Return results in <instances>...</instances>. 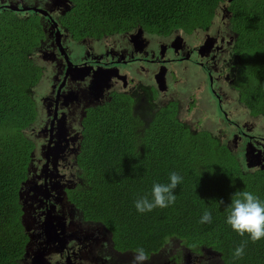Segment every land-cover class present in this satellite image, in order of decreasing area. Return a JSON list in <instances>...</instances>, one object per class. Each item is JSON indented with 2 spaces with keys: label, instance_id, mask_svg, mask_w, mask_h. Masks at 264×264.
Segmentation results:
<instances>
[{
  "label": "trees",
  "instance_id": "trees-1",
  "mask_svg": "<svg viewBox=\"0 0 264 264\" xmlns=\"http://www.w3.org/2000/svg\"><path fill=\"white\" fill-rule=\"evenodd\" d=\"M70 1L73 6L61 21L78 39L138 26L155 34L192 32L209 25L225 0ZM226 4L235 54L246 75L242 100L253 115L264 116V0ZM43 35L38 16L0 12V264H23L28 240L20 191L35 150L25 129L37 120L34 90L44 73L30 56ZM83 123L77 154L81 183L68 198L84 220L107 229L111 248L125 255L143 249L151 258L179 240L196 254L201 249L220 253L219 264H264V239L248 240L245 255L233 258L232 250L247 236L225 223V206L235 191H253L264 199V167L245 171L222 133L191 129L179 119L175 102L156 109L146 123L135 114L134 99L117 94L88 108ZM172 171L184 178L174 190L175 204L138 213L134 201L150 193L153 182H168ZM205 209L212 210L211 224L199 222Z\"/></svg>",
  "mask_w": 264,
  "mask_h": 264
},
{
  "label": "rangeland",
  "instance_id": "rangeland-1",
  "mask_svg": "<svg viewBox=\"0 0 264 264\" xmlns=\"http://www.w3.org/2000/svg\"><path fill=\"white\" fill-rule=\"evenodd\" d=\"M1 1L2 3L6 2L5 0ZM18 1L19 0L8 1L6 3L7 7L10 8V5H12L14 8L11 9L14 10ZM53 1L58 2L62 7L66 6L68 3L67 1L64 3V0ZM2 3L0 2V5ZM226 5V1H224L220 4L218 9H225ZM69 6L66 9H68ZM23 8L25 7H22V9ZM35 8L41 7H33L34 11H36ZM11 9H9L10 12L15 14ZM31 16H35V14ZM217 23L219 22L215 24ZM224 32H226V30L219 31L218 38L220 39L221 46L227 47L232 40L228 36H225ZM136 34L140 37L139 42L136 43L137 46H135L137 49L136 54L139 55L144 53L140 56L143 57L146 55L144 58L164 59L166 57L170 58L171 56H176L170 51L174 50L178 52L181 41H185V34L178 30L175 31L170 38L147 35L146 38L142 36V30H137ZM122 37L123 36L115 35L112 37V41L117 39L120 40ZM215 41H217V37L214 34L210 32L206 34L202 43L203 50L208 51L212 49L215 46ZM143 44H147L150 47V55L147 56L148 47ZM141 45H143V49H140ZM181 50L182 55L190 60L185 58V61H174L172 63L161 64H147L148 62L143 64L141 61H137L135 63L129 62L119 66H104L101 69L95 68L88 71L86 70L87 68L84 67H75L69 75L68 83L62 92L59 102L56 132L50 153L53 171L50 175L51 181L49 184L51 192V216L58 226L60 236L64 241L66 249H62L58 241L54 238L52 229L46 218V199L43 184L44 170L41 163L35 165L39 158L44 157L47 144L50 143V140L48 142V138H46V134L42 128L48 127L46 124L49 123L53 117L52 106H54V103L53 100L51 102L46 98H42L41 101H38V98H36L42 113L33 124L25 129L26 136L35 143L36 148L33 152V163L30 168L29 179L23 185L20 194V201L25 212L23 223L31 239L30 244L27 246V255L24 258L26 264H68L67 258L69 257L73 264L112 263L110 259H107V256L99 252L101 251V245L99 246V243L108 239V235L103 233L100 226L82 222L80 215L76 214L72 208L74 221L68 222L72 218L70 212V206L72 205L67 199L66 189L74 187L80 180V177L77 175L79 168L76 162V155L79 151L81 141L80 131L82 127L80 121H83V117L81 118V116L87 106L105 99L100 87L96 88L98 87L95 85L96 83L105 82L109 86H112L111 84L116 76L120 77L123 74L129 75L135 72L142 81V85L134 83L129 93L133 94L136 98L135 112L144 122L147 123L150 119L149 117L153 113V106L163 107L170 100L178 101L180 102V118L187 122L191 128L209 129L215 135L222 133L224 135L223 143L228 144L231 151L243 164L242 166L244 170L246 169L245 171H252L257 167H264V116L259 115L254 117L249 113L247 117H244L243 114H237L236 111L228 110L230 117L237 120L240 124V126L237 127L225 119L219 109L218 102H216L211 108L210 113L214 118L207 117L208 102L206 97H208V92L207 88L204 87L207 82L206 79H204L203 73L200 71V64L205 63L203 62L205 56L202 54L201 47L197 45H193L192 47L185 46L181 48ZM75 52L80 58H88L99 53L95 46H78ZM224 52L225 51H222V54H224ZM115 53L116 56L124 55L119 49L116 50ZM53 55V52L48 53L51 61L50 68L55 70V72L50 74L54 82H52L51 86L50 83L44 79L48 73L47 70L40 84L36 87L39 96L44 95V93L48 92V89L51 88V92H54L62 82L67 70V64L61 56H57L59 59L57 60L53 58ZM238 70L239 67L237 68V71ZM238 73L240 75V80H243V74L239 71ZM150 74L152 75L147 77ZM82 76L89 82L94 83L96 87H91L86 83L77 84V78ZM171 76L175 77L174 80ZM222 81L223 84L219 86L218 90L222 94L223 99L227 95V101L230 103V107H238V100L235 98L233 100L231 96L233 88L230 83L232 82V78H226V80ZM73 82L77 94L75 111L78 114V118H75L74 112H70L68 115L64 112V109L70 110L72 95L70 98L67 96ZM227 82H229V84ZM151 84L159 91L158 96L160 95V100L158 101H153L150 93H148V86ZM110 90L111 88L107 89L108 92H110ZM191 96H198L200 105L197 104L193 107H189ZM212 100L214 101L215 99ZM224 107L226 108L225 103ZM75 119H77L78 122L72 130ZM46 121L47 123L45 125L42 124ZM236 141L237 146L235 147L234 143ZM30 191L31 194L28 195ZM28 201H30V203H28ZM111 252L113 255V250ZM127 258L136 264L220 263V253L211 249H201L200 254H196L183 246L179 240H173L165 245L160 255H154L151 258L143 257V259H137V255H131V257H123L118 263L128 264L129 261Z\"/></svg>",
  "mask_w": 264,
  "mask_h": 264
},
{
  "label": "flooded vegetation",
  "instance_id": "flooded-vegetation-1",
  "mask_svg": "<svg viewBox=\"0 0 264 264\" xmlns=\"http://www.w3.org/2000/svg\"><path fill=\"white\" fill-rule=\"evenodd\" d=\"M5 1H6L5 3H2V1L0 0V2L2 3L0 5V7H1L0 11H3V10L10 11L9 9H11V8L7 7V4H6L10 0H5ZM67 2H68L67 5L62 7V6H60V4L58 2L53 1V0H19L15 5L17 9H14V10L11 9L12 11H14L15 13H17L19 16H21L23 18H28L32 14H35L36 16L38 15L40 22L42 23L44 35H43L42 39L40 40V44L33 49V52L31 54L30 58L35 62V64H37L40 67L42 66L44 68L43 77L45 76V72L48 70V73L46 74V77L44 79H46L47 82H49L51 86H52V82H54V81H53V77H50V74L52 72H55V70L50 68L51 61H50V58L48 56V53L53 52L54 53L53 58L57 59V60H59L57 58V56H61V58L67 64V70L65 72L63 80L60 83V85L58 86V88L55 89L54 92H51V90H52V88H51V89H48V92L44 93V95L39 96L37 94V90L36 89L34 90V97L38 98V101L39 100L41 101L42 98L43 99L46 98V99H48V101H51V102L53 100V103H54V106H52L53 117H52L51 121L49 123H47V121L42 123L44 125L47 123L46 125L48 126V127H43L44 125L42 126L43 127L42 129H43L44 133L46 134V138H48V142H49L51 137L55 136L56 120L58 118V113H59L60 98H61V95H62V92H63L65 86L68 83L69 75L71 74V72L73 71V69L75 67H84V68H87L86 70L88 71V70H93L95 68L101 69L104 66H108V67H112L114 65L119 66V65L126 64L129 62L135 63L137 61H141L143 64H146L147 62H148L147 64H161V63H169V62L172 63L174 61H185L186 59H189L186 56L182 55L181 48H184L185 46H188V47H192L193 45L200 46L202 49V54L205 56V58L203 60V62H205V63L200 64V66H201L200 71L203 73L204 79H206V82H207V84L204 86L205 88H207V92H208V97H206L207 102H208L207 117L212 118V119L214 118V116L210 113H211V108L216 104V102H218L219 109L222 112V114L224 115L225 119L228 122H230L232 125L237 126V127H239L240 124L237 122V120H234L233 118L230 117L228 110L236 111L237 114L238 113L243 114L244 117H247L249 115V113L254 117H257L260 115V114L259 115H253L250 108L248 107V105L242 100V90H241L242 88H240V86H241L243 80L246 78V75L244 72L243 62L240 61L235 54L236 41H235V37L232 34L230 27H229V18H230L231 14L228 10L227 5H226L225 9H216V16L214 19H212V21L209 25L202 26L198 29L195 28L192 32H187V31L182 30V29H176L168 35L155 34V33H151L148 30H146L143 26H138V27H135L134 29L129 30V31H114L111 33H106L102 37L84 36V37L77 39L74 36V34L66 26H64V23H62V21H61V16L66 14L68 12V10L71 8V6H73V3L70 0H67ZM9 3H11V2H9ZM68 6H69V8L66 9ZM22 7H25V9H21ZM33 7L44 8L48 13L42 14L40 12H36V11H34ZM51 8H54V10H50ZM216 22H219V23L215 24ZM137 30H142V34H143L142 36H145V37L147 35V36H159L162 38H170L174 34V32L178 30V31H181L185 34V41H181V45L178 47V52H175L174 50L170 51L172 54H175L176 56H171L170 58L166 57L164 59L144 58L146 55L143 57H140L144 53L139 54V55L136 54L137 49L135 46H137L136 43L139 42V39H140V37L137 36V34H136ZM222 30H226V32H224L225 36H228L232 40L227 47L221 46L220 39L218 38V33H219V31H222ZM209 32L214 34L217 37V41H215V46L212 49H210L208 51H204L202 48V43H203V40L205 38V35L209 34ZM198 34H201V35H198ZM115 35H119V36H123V37L120 40L117 39V40L112 41V37ZM135 38H137V39H135ZM143 45L148 47L147 48V50H148L147 56L150 55V51H149L150 47L147 44H143ZM143 45H141L140 49L144 48ZM78 46H83V47L95 46L99 53H97L91 57H88V58H80V57H78V54L75 52V49ZM118 49L124 53L123 56H116L115 51ZM222 51H225L224 54H222ZM125 57H128V58H125ZM238 67H239L238 71L243 74V80H240V75L237 71ZM151 75L152 74L148 75L147 77H150ZM43 77H42V79H43ZM147 77H144V78H147ZM174 78L175 77H172L173 80H174ZM226 78H232V82L230 83L231 87L233 88L231 91V96H232L233 100L235 98L239 102V106L236 108H231L230 103L227 101V95L223 99L222 94L218 90L219 86L223 84L222 80H226ZM78 80H83V81H78ZM74 82L72 83V87L68 91V96H67L68 98H70L72 95V99L70 100V110L64 109V112L67 115L70 112H74L75 118H78V114L75 111L77 94H76V90L74 87ZM141 82L142 81L135 74V72H132L129 75L123 74L120 77L116 76L113 79V83L111 84L112 86H109L107 83L104 82V83H96L95 85L98 86V87H96L94 85V83L89 82L83 76L77 78V80H76L77 84L86 83V84H89L91 87L92 86H95L96 88L100 87V89L102 90V93L105 97V99L102 100L101 102L93 103V104H90L89 106H87L85 108V111H84L83 115L81 116V118L83 117V120H84V117L86 116L88 108L103 105L105 102L110 101L114 94H117L119 96L123 95L125 97L126 96L132 97L134 99V110H135L136 98L134 97L133 94L129 93L130 92L129 90L134 86V83H137L138 85H142ZM227 83L229 84V82H227ZM39 84L40 83H38V85ZM109 88H111L110 92L107 91V89H109ZM152 88L154 90H156V92H154ZM148 89H149L148 93H150V96H151L153 101L160 100V95L158 96L159 91L154 85L152 86V84H151L150 86H148ZM198 99H199L198 96H191V100L189 102V107H193L194 105H197V104L200 105V103L198 102ZM212 99H215V100L213 101ZM38 101H37V104H38L37 119L42 113ZM171 102H175L178 104L179 114H180V102L170 100L166 105H168ZM224 103L226 105V108L224 107ZM159 108H162V107L153 106V113L149 117L150 119L147 121V123H149L153 119V116L155 114V110L159 109ZM135 114H136V112H135ZM179 119H180V116H179ZM182 121L187 124V122H185L184 120H182ZM77 122H78V120L75 119V122L73 123L72 130L74 129ZM80 124L82 127V129L80 131L81 139H82V131L84 130L83 121H80ZM51 129H53V135L51 134ZM191 129H193V128H191ZM207 130H209V129H207ZM80 143H81V141H80ZM48 145L49 144H47V148H48ZM234 146L235 147L237 146V141L234 143ZM35 148H36V145H35ZM47 148H46L44 157L39 158L38 162L35 165L41 163L42 168L44 170L43 171V184H44L45 199H46V218H47L49 225L52 229L54 238L58 241V243L60 244L62 249H66L64 241L62 240V238L60 236L58 226L53 221L52 216H51V207H50L51 192H50L49 184L51 181L50 175H51V172L53 171V165H52L51 155H50V157L47 158V155H46ZM50 153H51V151H50ZM76 162H77V155H76ZM32 163H33V158H32V162H31V167H32ZM77 165L79 168L77 175L80 177V180L74 187L66 189L67 199L70 202V204L72 205V206H70V212H71L72 218L68 222L74 221V215H73L72 210H71V208H72L76 214L80 215L82 222L96 224L97 226H100L103 233H106L108 235V239L104 242L101 241L99 243V246L101 245V251H99V252L102 255L107 256V259L111 260V262H112L111 264H120V263H118L120 259H122L123 257H131V255H135V254L125 255L124 253L117 252L113 248H111V246L109 244V232L107 231V229L101 224L84 220V218H83L84 213L81 212L79 210V208H76V206L68 198V191L70 189L75 188L78 184L81 183V176H80L81 170H80L78 162H77ZM258 168H263V167H257L256 169H258ZM30 194H31V191L29 192L28 195H30ZM25 203H27V202H25ZM28 203H30V201H28ZM33 206H35V205H33ZM21 207H22V211H23V215H22V223H23V216H24L25 212H24L23 205ZM23 227H24V231L28 237L27 243L25 245L24 256L22 258V263L26 264L24 258L27 255L26 250H27L28 244H30V242H31V239H30V235L26 232L24 223H23ZM112 250L114 252L113 255L111 252ZM158 255H160V254H158ZM127 260L129 261L128 264H136L135 262L130 261L128 258H127ZM67 262H68V264H73L70 257L67 258ZM123 264H126V263H123Z\"/></svg>",
  "mask_w": 264,
  "mask_h": 264
},
{
  "label": "clouds",
  "instance_id": "clouds-1",
  "mask_svg": "<svg viewBox=\"0 0 264 264\" xmlns=\"http://www.w3.org/2000/svg\"><path fill=\"white\" fill-rule=\"evenodd\" d=\"M183 179L182 175L172 171L169 173L168 182H153L150 193L139 196L134 201L136 211L143 214L155 208H167L175 204L177 195L174 190ZM225 211V223L237 235L247 236L246 240L232 250L233 258L239 259L245 255L248 240L256 242L264 239V199L253 191L237 190L231 195L230 203L225 206ZM212 221V210L205 209L199 222L211 224ZM137 253V259H143V249H138Z\"/></svg>",
  "mask_w": 264,
  "mask_h": 264
},
{
  "label": "water",
  "instance_id": "water-1",
  "mask_svg": "<svg viewBox=\"0 0 264 264\" xmlns=\"http://www.w3.org/2000/svg\"><path fill=\"white\" fill-rule=\"evenodd\" d=\"M67 0H64L63 2L65 3ZM10 8H14L12 5H10ZM15 9H17L16 7H15ZM22 9V8H21ZM23 9H25V8H23ZM35 10L37 11V12H40V13H42V14H47L48 12L44 9V8H35ZM50 10H54V9H50ZM56 23V22H55ZM51 134L53 135V129H51ZM53 141H54V137H51L50 138V143H49V145H48V148H47V152H46V155H47V158L48 157H50V151H51V148H52V145H53ZM29 179V178H28ZM28 179H27V181H28ZM27 181H25L24 182V184L27 182ZM23 184V185H24ZM20 194H21V191H20Z\"/></svg>",
  "mask_w": 264,
  "mask_h": 264
}]
</instances>
